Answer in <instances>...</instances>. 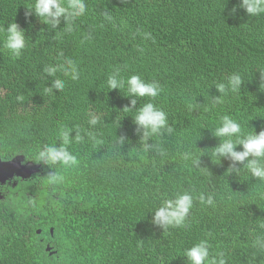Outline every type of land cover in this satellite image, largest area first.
Wrapping results in <instances>:
<instances>
[{
	"label": "trees",
	"instance_id": "obj_1",
	"mask_svg": "<svg viewBox=\"0 0 264 264\" xmlns=\"http://www.w3.org/2000/svg\"><path fill=\"white\" fill-rule=\"evenodd\" d=\"M34 4L0 0V29L16 22L26 34L16 57L3 48L0 31V155L41 164L31 178L2 187L0 264H162L165 254L190 264L185 252L200 241L209 245L205 264L221 253L225 264H264L256 242L264 238V181L244 167L227 170L230 162L214 155L220 141L211 133L225 115L243 135L264 129L253 93L264 72V14L230 15L239 0H85V14L70 28L62 21L53 29L43 18L26 17ZM70 40L81 47L68 51ZM68 59L79 79L44 73ZM117 71L120 79L139 75L162 89L155 98H137V109L162 104L172 128L152 135L147 149L133 125L136 110L125 108L127 87L107 84ZM232 74L240 75L241 89L214 103L215 86ZM55 78L65 82L63 90L46 91ZM92 116L97 123L86 127ZM49 145L65 146L77 163H41L38 153ZM50 171L63 179L52 182ZM185 192L193 197L185 222L154 226L152 213L162 202ZM201 196H211L213 205Z\"/></svg>",
	"mask_w": 264,
	"mask_h": 264
},
{
	"label": "clouds",
	"instance_id": "obj_2",
	"mask_svg": "<svg viewBox=\"0 0 264 264\" xmlns=\"http://www.w3.org/2000/svg\"><path fill=\"white\" fill-rule=\"evenodd\" d=\"M238 9H243L250 16L264 14V0H239V4L234 6L230 10L229 14L235 15ZM28 10L29 11L26 13V17L34 14L40 22L41 18H43V24L47 26L50 25L53 29H57L62 21L64 24L69 21L70 24L68 28H70L73 24L71 19H75L85 14L86 4L85 0H67L66 6L61 2V0H35L34 7ZM105 16L107 19H111L107 13H105ZM211 25L216 29L220 28L218 21L216 23L211 21ZM59 29L62 30V28ZM0 31L5 33L3 38V48L9 50L12 55L19 57L26 46L25 30L22 29L18 23L12 22L6 29H0ZM149 35L150 34H145L146 37ZM68 44L70 46L68 51H77V49L81 47L80 41L76 42L74 40H70ZM43 71L48 77H55V74L60 71L65 76H70L72 80L79 79L80 75L77 66L71 59L66 60L60 65H48L43 69ZM257 76L258 78L256 83L259 85V88L253 91L254 108L256 110L264 111V72L258 73ZM118 77V71L108 77L107 84L109 89L120 90L125 86L127 87V94L124 96L130 98V106H126L125 108L136 110V114L133 117V125L136 134L139 136V141H141L147 149L151 147L148 140L152 135L159 134L162 129H167L168 132L172 131V128L168 125L167 113L162 109V104L156 107L154 105L155 103L147 102L138 109L136 107L137 98L141 100L157 97L162 91L160 84L155 81L147 82L139 75H131L126 81ZM242 85L243 81L240 75L232 74L228 76L226 84L219 83L215 86L219 95L212 97L214 103H222V95L226 94L229 90L233 92L239 91ZM64 87L65 82L62 79L55 78L51 80L50 86H46V91H59L63 90ZM90 106L92 110L97 113V104L92 105L90 103ZM89 123L91 125H95L97 123V117L92 116L90 121L84 125L87 127ZM211 133L214 137L219 138L220 141L213 147L215 149L214 155L218 157L220 161L224 159L230 162L227 170H233L231 173L236 174L242 167H244L248 172H250L253 178L264 181V129L259 132L254 130L252 133L243 135L241 133L240 123H238L236 119L225 115L220 120V126H218L215 131ZM61 135L63 145H67L69 143L71 132L65 131ZM234 137H236V139H233ZM79 138V135H77V139ZM220 138H224L222 142ZM119 140L124 148H128V142L125 136H120ZM63 145L45 146L38 153L39 161L45 165L49 163H61L65 166L75 165L77 163L76 157L72 155ZM238 146H240V150H237ZM17 156L24 155L18 154L12 158ZM184 158L188 159L189 154H184ZM28 162L34 163L39 167L38 172L40 171L41 164L35 163L31 160H27V163ZM194 163L200 165V158L194 161ZM49 175L51 181L54 183L63 179V177L57 176L51 171L49 172ZM19 179L27 180L16 176V178L9 179L6 184H0V191L2 192V198H0V200H4L5 198V191L2 187L16 186ZM200 200L202 203H206L208 205H213L214 203L211 196L207 199L201 196ZM192 206L193 197L190 194L187 192L178 194L174 199H168L162 202L155 212L152 213L151 223L162 229L167 226H180L185 222ZM21 226L23 229L24 225ZM24 228L26 230H30V227ZM51 231L53 233V228H51ZM41 232V229H37V233L40 234ZM256 242L261 247H264V238H258ZM185 257L186 261H190V264H205L206 260L209 258V245L207 241H200L187 249ZM167 258L170 260L171 264L180 263L177 259L172 260L170 258V254H165L161 259L162 264H168ZM211 264H225L223 254L221 253L218 259L213 258Z\"/></svg>",
	"mask_w": 264,
	"mask_h": 264
},
{
	"label": "water",
	"instance_id": "obj_3",
	"mask_svg": "<svg viewBox=\"0 0 264 264\" xmlns=\"http://www.w3.org/2000/svg\"><path fill=\"white\" fill-rule=\"evenodd\" d=\"M21 157L17 156L11 161H2L0 158V184H6L9 179L15 176L28 179L39 170V167L32 162L24 164ZM0 198H2L1 191Z\"/></svg>",
	"mask_w": 264,
	"mask_h": 264
},
{
	"label": "bare ground",
	"instance_id": "obj_4",
	"mask_svg": "<svg viewBox=\"0 0 264 264\" xmlns=\"http://www.w3.org/2000/svg\"><path fill=\"white\" fill-rule=\"evenodd\" d=\"M110 39H111V37H110ZM111 40H112V39H111ZM0 145H1V144H0ZM0 158H1L2 161H11V160L14 159V158H13V159H10V160H3V158L1 157V155H0ZM21 159L23 160L24 163H27V161L25 160V156H22ZM36 172H38V171H36ZM36 172H35V173H36ZM13 178H16V176L13 177ZM13 178H11V179H13ZM47 250L50 251L51 253H53V251H51V250H52V246H51V245H48V246H47Z\"/></svg>",
	"mask_w": 264,
	"mask_h": 264
}]
</instances>
